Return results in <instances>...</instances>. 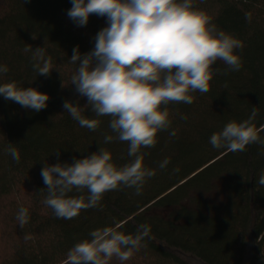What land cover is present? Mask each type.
I'll list each match as a JSON object with an SVG mask.
<instances>
[{"label":"trees","instance_id":"obj_1","mask_svg":"<svg viewBox=\"0 0 264 264\" xmlns=\"http://www.w3.org/2000/svg\"><path fill=\"white\" fill-rule=\"evenodd\" d=\"M194 2L219 29L242 42V49L236 50L241 68L229 71L217 61L213 67L219 71L207 93H192L191 104L168 106L171 127L158 133L155 147L142 149L147 153L144 166L156 174L140 195L132 188L110 191L99 207L61 219L43 203L46 190L40 192L45 187L40 173L45 162L72 163L99 147L110 151L118 166L130 159L126 142L104 143L105 135L115 137L108 117L99 118V128L90 131L62 107L66 100L86 104L70 83L76 65L69 59L76 46L82 54L94 47L93 37L106 19L91 15L86 26L78 27L67 16L70 0H0V64L9 69L0 83L16 81L50 97L48 106L35 112L0 95V264H65L74 244L92 230L113 226V221L126 234H134L139 224L151 228L143 241L146 247L125 264H264V186L257 183L264 172V146L251 144L245 151L229 152L209 143L227 122L247 119L253 107L258 109L256 127H264V0ZM27 44L46 48L50 76L33 70L31 52L23 51ZM83 114L95 118L90 110ZM260 135L264 138V131ZM9 143L18 149L19 163L5 152ZM165 158L170 163L160 169ZM216 181L223 183V199L198 202L196 209L186 211L179 234L142 216L155 204H176L190 191L210 190ZM21 207L29 214L23 228L16 220ZM26 234L30 240L25 241Z\"/></svg>","mask_w":264,"mask_h":264},{"label":"clouds","instance_id":"obj_2","mask_svg":"<svg viewBox=\"0 0 264 264\" xmlns=\"http://www.w3.org/2000/svg\"><path fill=\"white\" fill-rule=\"evenodd\" d=\"M28 0H25V3ZM67 16L78 27L88 24L91 15L106 19L94 39V47L81 53L73 48L69 63L76 65L70 83L86 104L64 101L62 107L80 127L96 131L99 118H109L113 135H105L104 143L114 139L126 142L129 161L118 166L106 148L72 163H44L41 177L46 190L43 203L55 217L73 219L82 210L97 208L110 191L132 188L140 195L154 169L144 166L147 153L153 148L158 133L171 127L169 105L191 104L192 93L205 94L210 81L219 71L213 66L223 62L229 71H238L241 58L237 49L242 42L221 30L212 18L198 8L194 0H70ZM33 39H36L32 35ZM46 39V38H45ZM23 51L31 52L32 68L38 76H50L53 70L46 48L27 44ZM9 71L0 64V77ZM226 74V73H225ZM62 87L64 85L62 84ZM0 95L22 108L40 112L48 106L49 94L34 87H21L18 82L0 83ZM90 110L95 118L83 114ZM258 109L243 121L231 120L214 132L209 143L215 149L242 152L251 144L264 146V138L254 123ZM181 119H187L181 115ZM170 135H175L172 131ZM19 163L20 153L11 143L4 149ZM54 154L59 160V150ZM165 158L158 167L165 169ZM174 171H179L175 169ZM257 183L264 186V172ZM78 195H72V193ZM87 193L84 195L83 193ZM19 226L29 222L28 209L21 207L16 215ZM122 225L104 226L90 231L88 238L74 244L66 254L65 264H111L113 259L125 264L142 247L151 228L139 224L134 234L121 231ZM25 241L31 236L26 234Z\"/></svg>","mask_w":264,"mask_h":264},{"label":"rangeland","instance_id":"obj_3","mask_svg":"<svg viewBox=\"0 0 264 264\" xmlns=\"http://www.w3.org/2000/svg\"><path fill=\"white\" fill-rule=\"evenodd\" d=\"M210 190L190 191L186 199L176 202L172 205L155 204L143 212L142 216L145 219L158 223L166 228L180 233V228L184 224V213L188 210H194L198 206V202L220 201L222 198L221 191L223 183L216 181L212 183Z\"/></svg>","mask_w":264,"mask_h":264}]
</instances>
